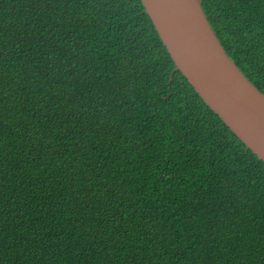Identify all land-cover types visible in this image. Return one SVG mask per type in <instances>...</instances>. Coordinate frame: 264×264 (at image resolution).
I'll use <instances>...</instances> for the list:
<instances>
[{
	"label": "trees",
	"instance_id": "16d2710c",
	"mask_svg": "<svg viewBox=\"0 0 264 264\" xmlns=\"http://www.w3.org/2000/svg\"><path fill=\"white\" fill-rule=\"evenodd\" d=\"M200 1L264 94V0ZM0 264H264V162L141 0H0Z\"/></svg>",
	"mask_w": 264,
	"mask_h": 264
},
{
	"label": "water",
	"instance_id": "95a60500",
	"mask_svg": "<svg viewBox=\"0 0 264 264\" xmlns=\"http://www.w3.org/2000/svg\"><path fill=\"white\" fill-rule=\"evenodd\" d=\"M175 68L264 162V94L227 56L200 0H141Z\"/></svg>",
	"mask_w": 264,
	"mask_h": 264
},
{
	"label": "clouds",
	"instance_id": "9594fccd",
	"mask_svg": "<svg viewBox=\"0 0 264 264\" xmlns=\"http://www.w3.org/2000/svg\"><path fill=\"white\" fill-rule=\"evenodd\" d=\"M209 23V22H208ZM225 51V50H224ZM173 61V60H172ZM175 65V64H174ZM176 69V68H175ZM178 70V69H177Z\"/></svg>",
	"mask_w": 264,
	"mask_h": 264
},
{
	"label": "bare ground",
	"instance_id": "6f19581e",
	"mask_svg": "<svg viewBox=\"0 0 264 264\" xmlns=\"http://www.w3.org/2000/svg\"><path fill=\"white\" fill-rule=\"evenodd\" d=\"M63 8V7H62ZM66 8V7H65Z\"/></svg>",
	"mask_w": 264,
	"mask_h": 264
}]
</instances>
